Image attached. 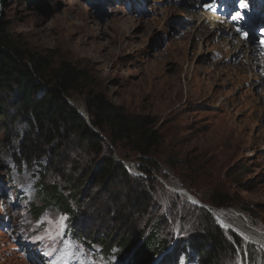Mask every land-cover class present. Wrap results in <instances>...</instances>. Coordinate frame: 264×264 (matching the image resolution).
Listing matches in <instances>:
<instances>
[{
    "label": "rangeland",
    "instance_id": "obj_1",
    "mask_svg": "<svg viewBox=\"0 0 264 264\" xmlns=\"http://www.w3.org/2000/svg\"><path fill=\"white\" fill-rule=\"evenodd\" d=\"M242 2L246 7H241V0H0V21L7 22L30 51L84 65L91 88L105 92L116 105L158 119L163 140L157 157L166 176H154L172 194L164 207L174 209V202L180 208L199 207L171 190L173 186L192 188L200 196L229 187L254 206L256 217L237 207L216 209L208 203L202 208L226 231L235 230L218 221L242 220L264 234V101L249 100L250 95L258 96L259 87H254L259 79L239 83L235 73L241 57L236 58L232 47L223 50L219 64V32L206 33L210 22L201 31L197 28L202 18L216 15L214 22L231 24L242 42L260 48L264 0ZM72 101L85 108L81 93H74ZM1 127L0 123V264H103L66 235L65 215L43 210V201L35 195L37 165L19 160L20 138H5ZM169 157L180 160L181 166L173 170ZM124 162L136 166L138 160L133 156ZM189 162L199 169H188L184 163ZM97 189L78 192L77 230L86 236L106 233L115 240L126 236L122 216L113 219V205ZM30 204L40 206L39 214L33 216ZM133 222L136 235L145 221ZM172 230L176 239L188 234L178 225ZM242 239L243 251L250 249L255 258L242 260V250L237 249L233 264H263L264 249Z\"/></svg>",
    "mask_w": 264,
    "mask_h": 264
},
{
    "label": "trees",
    "instance_id": "obj_2",
    "mask_svg": "<svg viewBox=\"0 0 264 264\" xmlns=\"http://www.w3.org/2000/svg\"><path fill=\"white\" fill-rule=\"evenodd\" d=\"M90 79L84 65L30 51L8 23L0 21L1 128L5 138H20L19 160L37 165L35 195L43 201V210L65 215L66 235L103 264H233L237 249L242 260H253L255 252L243 251V239L220 227L209 210L180 208L177 202L174 209L163 206L172 194L154 176H166L157 157L163 140L158 119L116 105L105 92L92 89ZM74 93L84 95L89 119L69 102ZM133 156L145 176L131 173L122 163ZM179 162L167 158L173 170ZM184 164L199 169L188 165L192 162ZM96 187L113 205V219L122 216L126 236L115 240L106 233L86 236L77 230L78 192ZM187 190L216 209L237 207L256 217L254 206L229 187L213 188L204 196ZM29 207L33 216L41 211L40 206ZM167 211L174 220L166 218ZM138 219L145 225L134 235L133 221ZM176 225L186 229L187 236L176 239Z\"/></svg>",
    "mask_w": 264,
    "mask_h": 264
},
{
    "label": "bare ground",
    "instance_id": "obj_3",
    "mask_svg": "<svg viewBox=\"0 0 264 264\" xmlns=\"http://www.w3.org/2000/svg\"><path fill=\"white\" fill-rule=\"evenodd\" d=\"M215 17H216V15H211V17H209L207 19L202 18L201 24H197L198 25L197 28H199L201 31L202 29L206 28V23L210 22L211 30H209L206 33H209L210 36H212V35L214 36V35L218 34V32H219L217 37H219V42H221V44H222V49L217 54L220 57V60L218 61L219 64L222 63V60L224 58L223 50H226V49L230 50L232 47L234 48L235 54L237 55L236 58H238L239 56L241 57V60L239 61V64L237 66V71L235 73V75L237 76V79H238L237 81L242 84L246 78L251 77V78L259 79V83L256 84V87H254V88L259 87V89L257 90L258 96L254 95V94L250 95L249 100H252V101L256 100L259 103L262 102V100L264 101V44H261V47L258 48L256 43L252 44V43H249L246 41L242 42L238 38L239 35H238V30L236 29V27L231 26V24L223 26L222 24H220L218 22H214ZM221 32L227 36V39L222 36ZM220 36H222V37H220ZM228 38H230V39L228 40ZM225 40H228V41L225 43ZM243 52H244V54H243ZM215 69H219V70H226L227 69V70H229L230 68L224 69V68H220V67L216 66ZM250 85H251V83H250ZM76 102H75V105L79 109H84V106L79 105ZM257 105H258V103H257ZM129 167L132 170H134V168H135L134 165L133 166L129 165ZM173 188L178 193L183 194L188 200H191V202L194 201L195 204L197 202H200L194 195H192L189 191L185 190L184 188H181L179 186H173ZM223 225L225 227H228L229 229L232 228L233 230L238 232L245 240L253 242V243L257 244L258 246H260L264 249V234L263 233H257L255 231L251 230L248 227V225L243 223L242 220L237 221L235 224H229V223L223 221Z\"/></svg>",
    "mask_w": 264,
    "mask_h": 264
},
{
    "label": "water",
    "instance_id": "obj_4",
    "mask_svg": "<svg viewBox=\"0 0 264 264\" xmlns=\"http://www.w3.org/2000/svg\"><path fill=\"white\" fill-rule=\"evenodd\" d=\"M69 102L73 105V106H75L76 107V109L78 110V112L81 114V115H83V116H85L87 119H89V115H88V112L86 111V109L84 108V109H79L76 105H75V103L72 101V100H69ZM94 131H96V132H98L97 130H95L94 129ZM120 160V159H119ZM122 163L127 167V169L130 171V172H132L133 174H135V175H140V171H138V169L136 168V166H134L135 168H134V170H132L130 167H129V165L130 166H133V164H129V163H126V162H124V161H122ZM171 190H173V191H176L174 188H172ZM186 190V189H185ZM177 192V191H176ZM191 196V195H190ZM193 203V202H192ZM194 204H195V202H194ZM197 205H199V206H201V207H206V205H204V203H200V202H197L196 203ZM226 228H228V227H226ZM232 229V228H231ZM234 231V230H233ZM235 232V231H234Z\"/></svg>",
    "mask_w": 264,
    "mask_h": 264
},
{
    "label": "snow or ice",
    "instance_id": "obj_5",
    "mask_svg": "<svg viewBox=\"0 0 264 264\" xmlns=\"http://www.w3.org/2000/svg\"><path fill=\"white\" fill-rule=\"evenodd\" d=\"M205 7L212 8L213 6H212V5H205ZM241 7H246V5H244V4H243L242 0H241ZM237 18H239V14H237V16H236V17H233V19H237ZM63 219H64V218H63V217H61V221H62ZM218 222H220L221 224H223V222H222V221H218Z\"/></svg>",
    "mask_w": 264,
    "mask_h": 264
}]
</instances>
